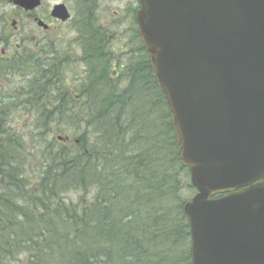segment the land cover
Returning <instances> with one entry per match:
<instances>
[{"label": "trees", "instance_id": "16d2710c", "mask_svg": "<svg viewBox=\"0 0 264 264\" xmlns=\"http://www.w3.org/2000/svg\"><path fill=\"white\" fill-rule=\"evenodd\" d=\"M106 37L91 30L85 52L106 59ZM33 60L5 66L27 73L5 74L25 85L4 93L0 120V264H191L181 192L194 189L147 55L73 82L64 60ZM14 105L36 116L25 131Z\"/></svg>", "mask_w": 264, "mask_h": 264}, {"label": "water", "instance_id": "95a60500", "mask_svg": "<svg viewBox=\"0 0 264 264\" xmlns=\"http://www.w3.org/2000/svg\"><path fill=\"white\" fill-rule=\"evenodd\" d=\"M139 4V34L196 190L183 206L191 264H264V167L253 173L260 183L236 192L247 177L232 176L225 145L226 123L237 145L264 129V0Z\"/></svg>", "mask_w": 264, "mask_h": 264}, {"label": "flooded vegetation", "instance_id": "af4514ba", "mask_svg": "<svg viewBox=\"0 0 264 264\" xmlns=\"http://www.w3.org/2000/svg\"><path fill=\"white\" fill-rule=\"evenodd\" d=\"M137 10V0H0V91L5 74H26L18 72V68L14 69L17 73L13 70L5 73V66H21L22 62L29 59H38L40 62L52 60L56 50L51 48L63 42L66 27L73 21L76 38L72 42L81 48L80 62L84 66L81 76L89 73L88 65L99 61L101 68L106 69L110 77H121L127 66L146 56L138 39L135 21ZM98 11L110 13L105 22L112 26L111 29L98 24ZM91 30L101 31L107 36L105 39H96L98 44H103L106 59L101 60L99 57L95 60L85 52L83 45L90 41H85L83 37ZM120 35H123L124 42L116 39ZM115 42H122L119 50L114 49ZM113 51H118L119 56L115 57ZM94 74L100 75L98 64L94 65ZM6 82L10 83V79ZM3 106L4 92H0V120L3 117ZM225 145L232 176L238 172L247 177V186L238 188L236 192L260 183L254 179L253 173L264 167V129L257 128L255 134L248 132L247 140L242 136L237 145L235 129L226 123ZM228 196V193L224 194V197Z\"/></svg>", "mask_w": 264, "mask_h": 264}, {"label": "rangeland", "instance_id": "374dc122", "mask_svg": "<svg viewBox=\"0 0 264 264\" xmlns=\"http://www.w3.org/2000/svg\"><path fill=\"white\" fill-rule=\"evenodd\" d=\"M108 16L110 17L109 12H106V11L99 12L98 11L99 20H97V21H98V24H101L102 26H104L107 29H111L112 26H110L109 24H106L108 22H105V19ZM74 27H75V22L73 21L66 27L67 30L65 32V35L62 36L63 42L60 43L59 45L53 46L51 48V50H54V51L56 50L55 55H53L54 57H52L54 59L55 65L61 64V62L63 60L66 62L68 68H67L65 74L71 82H73V79L75 77L80 76L79 78H81V75L83 72V67H84L80 62V60H81V55H80L81 48L78 47L75 44V42H72L76 38ZM118 34H122V33H118ZM116 39H121L122 42H124L123 35L117 36ZM61 41H62V39H61ZM122 42H120V43L115 42L113 44L114 49L119 50V48L122 45ZM113 52H114L115 57L119 56L118 51H113ZM61 69H63V68H61ZM25 73H27V72H25ZM2 85H3V88H2V91H0V92H4V93L6 92V93L11 94L13 96L15 94V92H14L15 89H21L24 87L25 80L23 78L15 77L14 79L10 80V83L3 80ZM22 94H24V93H22ZM13 108H17V110H13ZM13 108H12L13 111L10 112L9 120L12 121L13 124L19 125L21 128L25 127L24 131L26 129L30 128L33 125V123L35 122L36 116L31 114V115H29V117H26V115H24L22 112V110H24V108H25L24 106L18 107V105H14ZM30 111H33V108ZM58 136L63 138V135H59L56 132H53L49 138L57 139ZM77 136H79V135H77ZM77 136L72 138L71 141H75L76 140L75 138ZM71 141L68 142V145L71 144ZM188 182H189V178H188ZM186 185L187 184H185V187H186ZM190 195L192 197L191 191L183 190L181 192V196L186 197L187 199H189ZM70 197L74 201H76V200L80 201L82 196H80V197L70 196ZM83 198H85V197L83 196ZM86 199H87V197L84 200H86Z\"/></svg>", "mask_w": 264, "mask_h": 264}]
</instances>
